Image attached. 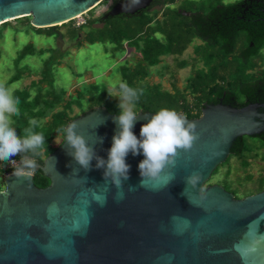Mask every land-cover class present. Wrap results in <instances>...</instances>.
<instances>
[{"label": "water", "instance_id": "95a60500", "mask_svg": "<svg viewBox=\"0 0 264 264\" xmlns=\"http://www.w3.org/2000/svg\"><path fill=\"white\" fill-rule=\"evenodd\" d=\"M102 1L0 0V25L29 17L34 28L59 27ZM152 2L121 0L107 16H133ZM261 109L264 105L204 104L199 118L187 119L197 125L200 139L177 156L175 168L169 169L175 179L159 190L138 187L137 164L143 156L129 153L130 178L123 182L122 199L95 160L85 171L66 154L63 138L36 169L49 180L46 187H36L34 175L4 176L0 264H264V191L235 199L219 185L206 186L238 138L264 133ZM151 115L139 112L133 128L137 138ZM115 116L94 107L70 123L106 160L118 130ZM101 137L103 143L97 142ZM194 172L202 179L193 189L185 179ZM130 186L135 190L129 191Z\"/></svg>", "mask_w": 264, "mask_h": 264}, {"label": "trees", "instance_id": "16d2710c", "mask_svg": "<svg viewBox=\"0 0 264 264\" xmlns=\"http://www.w3.org/2000/svg\"><path fill=\"white\" fill-rule=\"evenodd\" d=\"M106 1L103 0L99 5ZM174 2L175 0L156 1L157 6L161 7L158 13L160 19H152L145 15L146 11H143L138 16L108 17L102 27L95 26L97 21H101L98 18L88 19L84 25L78 28H75L73 21H70L67 23L70 26L62 38L75 41L79 37L81 29L87 27L88 32L84 36L86 43H109L111 50L119 53L130 49L132 43L135 44V48L139 51L137 61L132 64L125 62L119 66L118 70L121 81H126L133 88L144 90L137 102L136 111L138 113L155 114L160 108H169L187 118H196L200 114L201 103L209 100V94L213 92H219L221 95L223 91H230L233 97L248 96L250 101H255L257 90L263 89L264 91V86L258 85L259 82L264 84V73L253 77L248 75L249 69L236 70L234 73L235 71H230V68L232 58L237 54L238 46L242 48L237 56L244 63L258 57L261 49L264 48V0H237L227 5L218 0V4L210 6L207 11L200 6L196 7V10L189 12L187 17L179 13L177 9L169 7ZM94 9L87 13H91ZM183 11L181 9V12ZM137 17L142 18V23L137 21ZM15 25L23 27L26 32H36L37 35L57 36V32H55L57 27L34 28L30 25L29 17L1 24L0 35L6 28L18 32L20 29L15 28ZM195 40L201 43L194 45V55L200 54V57L204 56L206 60L203 69L194 70L188 77L183 91L177 89L175 84L172 90L168 91L164 90L160 83L151 84L148 82L150 68L160 65L164 57L181 56ZM55 50H35L31 44H28L18 52L15 59L16 64L19 65L27 56L49 54L38 74L40 79L32 81L30 89L14 90V95L19 99L20 109L19 116L12 117V126L16 129L17 134L24 135V130L29 127V120L36 119L41 122L35 131L44 134L47 152L41 151L40 155L36 157L37 163L40 165L62 143L63 137L57 131L61 126H66L94 107H104L113 115L119 114L120 111L117 108V100L112 98L106 87L101 90L90 87L86 93L78 91L73 97L67 96V98H65L64 91L56 90L54 88V69L52 68L57 62L54 55ZM185 65V62H181L178 68H184ZM23 72L18 71L13 75L6 86L20 80ZM226 77H230V80L233 81L227 89L217 83L224 81ZM185 91H189L195 96L194 104L188 102L184 95ZM84 95L88 98H85ZM85 99L90 101H88L90 105L86 110L83 108ZM74 106L80 110L81 114L71 116ZM58 135L62 140L59 145H54L52 142ZM244 138L243 140L238 138L234 142L231 148L234 150V153L231 154L232 157L241 159L246 152ZM13 159L19 161L20 156ZM248 159H242V163L246 166L249 164ZM0 163L2 164L0 173H12L14 168H8L6 172H3L2 167L6 165L3 162ZM216 171L217 169L214 173ZM33 175L36 187L44 188L49 184V180L42 175L41 171H35ZM263 190L264 173L251 187L244 185L233 187L232 194L236 198H243Z\"/></svg>", "mask_w": 264, "mask_h": 264}, {"label": "rangeland", "instance_id": "374dc122", "mask_svg": "<svg viewBox=\"0 0 264 264\" xmlns=\"http://www.w3.org/2000/svg\"><path fill=\"white\" fill-rule=\"evenodd\" d=\"M115 1L107 0L95 7L91 13L76 18L73 20V26L78 28L84 25L88 19H96L110 6H113L116 3ZM219 1L227 5L237 0ZM216 4H218V0H175L169 7L177 10H186L189 13L194 12L195 8L199 6L207 11L210 6ZM160 8L156 6L151 11L145 13V15L152 19H160L158 16ZM137 21L142 23V18L137 17ZM69 26L70 24H63L57 27L55 32L64 35ZM14 27L20 30L15 32L14 29L6 28L0 35V82L6 85L9 79L17 74L18 71H24L20 80L9 85H18L14 90L30 89L31 82L40 79V75L38 74L43 68L44 60H47L49 57L47 53L42 56H27L17 65L15 59L18 52L28 44H31L35 50L56 49L54 55L57 62L52 67L54 69V88L64 91L65 98L67 96L73 97L78 91L86 93L90 87L98 88L99 90L106 87L110 91L112 98L118 97L119 92L116 86L121 81V75L118 70L119 66H122L125 62L132 64L138 59L139 51L133 43L130 45L132 49L128 48V50L122 51V53L112 51L109 43H86L84 36L88 32L87 27L81 29L79 37L75 41H70L67 38L57 40V36L46 37L45 35H37L33 31L26 32L23 27L17 25ZM200 43L195 40L181 56L162 58L160 65L149 69L148 82L151 84L160 83L162 88L168 91L172 90V85L174 84L179 89H182L187 78L192 73V69L200 67V61L204 64L206 60L204 56L200 57V54L196 55L197 57L194 55V45H200ZM241 48V46H238V55ZM237 54L232 58L230 71H235L234 73H236V70L249 69L247 73L254 76L264 73V48L261 49L258 57L249 59L247 63L241 61V58ZM181 62H185L186 65L180 70L178 65ZM84 97L86 98L87 96L84 95ZM113 99L116 100L115 98ZM88 101L89 99H85L84 101L83 108L85 110L90 105ZM73 109L74 112L71 116L81 114L77 107L74 106ZM61 140V136L58 135L52 143L59 145ZM244 142L246 152L241 159L229 156L224 163L217 167V171L212 174L211 180L206 186L216 184L232 193L233 187L242 185L251 187L258 177L264 173V142L249 137H245ZM246 158H249L247 166L242 163V159ZM1 166L2 164L0 163ZM5 175L0 173V190H3V178Z\"/></svg>", "mask_w": 264, "mask_h": 264}, {"label": "clouds", "instance_id": "9594fccd", "mask_svg": "<svg viewBox=\"0 0 264 264\" xmlns=\"http://www.w3.org/2000/svg\"><path fill=\"white\" fill-rule=\"evenodd\" d=\"M135 2L139 4L140 0ZM16 87L18 85L6 86L0 82V162L14 165L13 177L26 179L39 167L36 157L41 151L47 152V145L44 134L35 131L41 124L36 119L29 120L23 136L18 135L12 126V117L20 114L19 99L14 95ZM117 87L119 96L113 98L118 101L120 110L114 117L118 130L112 136L106 160L96 154L94 145H89L83 134L78 133L76 123L61 126L57 131L64 138L63 144L66 142V154L85 171L91 170L95 160V167L103 169V178L118 190V198L122 199L123 182L130 178L131 166L126 163L129 153L133 157L143 156L137 164L141 178L137 186L147 188L151 185L153 190H159L175 179V174L169 169L175 168L179 153L190 152L200 136L196 131L197 125L188 122L185 115L174 109L160 108L150 118L145 117L147 122L140 126L137 138L133 133L139 115L136 107L144 90L133 88L126 81H120ZM97 142L103 143V138ZM17 156H20L19 161L13 159ZM201 179V174L194 172L186 177L185 182L194 189ZM133 190L134 186H130L129 191Z\"/></svg>", "mask_w": 264, "mask_h": 264}, {"label": "flooded vegetation", "instance_id": "af4514ba", "mask_svg": "<svg viewBox=\"0 0 264 264\" xmlns=\"http://www.w3.org/2000/svg\"><path fill=\"white\" fill-rule=\"evenodd\" d=\"M119 1H121V0H116L115 2L117 3V2H119ZM156 1H157V0H153V2H152V4L150 5V7H148L146 10H143V11L149 12V11H151L152 9H154V8L157 6ZM116 3H114L113 6H114ZM113 6H110V7H109V8H108V9H107L102 15H100V16L97 17V18L100 19L101 21H97V22L95 23V26H96V27H102V25L106 22L107 18L109 17V16H107V13L111 10V8H112ZM143 11H140V12H143ZM140 12L136 13L135 15H137V16L140 15ZM135 15H134V16H135ZM123 16H124V15H123ZM158 16H160V15H158ZM65 33H66V31H65ZM57 34H60V33H57ZM200 62H201V66L198 67V68L194 67V68L192 69V72H193L194 70H196V69H203L204 64L202 63V61H200ZM181 69H183V68H181ZM181 69H180V70H181ZM190 75H192V73H191ZM190 75H189V76H190ZM248 75H250V74H248ZM250 76L258 77V76H254V75H250ZM187 79H188V78H187ZM186 81H187V80H186ZM231 82H233V81L230 80V77H226V78L224 79V81H219V82H217V83H218L220 86H222V87H224L225 89H227V88L229 87V85H230ZM253 82H255V81H253ZM185 85H186V83H185ZM185 85H184V87H185ZM258 85H259L260 87L264 86V84L261 83V82H259ZM175 86H176V85H175ZM172 87H173V85H172ZM184 87H183L182 89H179V88L176 86V88L179 89L180 91H183V90H184ZM257 91H258V94L255 95V101H250V99H249L248 96H242V97H240V96H235V97H233V96L231 95L230 91H223V92L221 93V95H220L219 92H213V93L209 94V100H207V101H203V102L201 103L200 114H199V116H197L196 118H199V117H200V115H201V109H202V107H203L204 104H214V105H217V104H223V105H230V106L235 107V108H243V107H245V106L248 105V104H259V105H264V99H263L264 91H263V89H259V90H257ZM184 95H185V97L187 98V100H188L189 103L194 104V102H196L195 96L192 95L189 91H185V92H184ZM188 98H189V99H188ZM261 112L264 113V109H261ZM187 119H195V118H187ZM243 138H244V137H241V138H239V139L243 140ZM249 138H253V139H256L257 141H261V142L263 141V142H264V133H263V134H260V135H258V136L249 137ZM232 147H233V146H232ZM233 151H234V150L231 149V151H230V156H231L232 153H234ZM225 190H226V189H225ZM263 191H264V190H263ZM258 193H259V192H258ZM231 194H232V193H231ZM254 194H256V193H254ZM232 195H233V194H232ZM252 195H253V194H252ZM233 196H234V195H233ZM245 197H247V196H245ZM245 197H243V198H245ZM234 198H235V199H243V198H236V197H234Z\"/></svg>", "mask_w": 264, "mask_h": 264}, {"label": "built area", "instance_id": "2783aa9c", "mask_svg": "<svg viewBox=\"0 0 264 264\" xmlns=\"http://www.w3.org/2000/svg\"><path fill=\"white\" fill-rule=\"evenodd\" d=\"M8 168H14V165H12L11 163L6 165Z\"/></svg>", "mask_w": 264, "mask_h": 264}]
</instances>
